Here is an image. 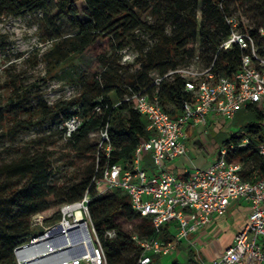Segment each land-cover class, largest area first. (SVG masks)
I'll return each mask as SVG.
<instances>
[{"label": "trees", "instance_id": "1", "mask_svg": "<svg viewBox=\"0 0 264 264\" xmlns=\"http://www.w3.org/2000/svg\"><path fill=\"white\" fill-rule=\"evenodd\" d=\"M231 2L240 5L254 20L249 31L260 43L257 29L264 27V0H200V20L195 12L198 0H0V19L41 13L39 27L51 38V46L44 54L47 75L68 76L79 86L72 99L48 105L41 94L32 95L28 88L12 80L9 95L0 102V122L11 114L12 124L0 136L44 125L49 118H58L63 110L66 115L62 130L72 116L79 120L76 130L67 136L70 149L75 159L88 161L79 177L59 183L52 152L46 148L0 159V264H16L14 250L34 237L32 216L52 206L81 202L86 195L90 227L100 242L106 264H140V248L123 228L122 219L137 221L140 236L172 239L168 225L156 232L150 217L140 216L132 209L124 191L107 188L98 192L96 179L106 165L131 160L138 143L148 136L144 117L134 108L136 94H156L161 108L171 116L192 101V93L184 90L182 77L164 75L189 63L197 51L196 42L202 60L212 59L221 40L229 34L224 15L233 14ZM145 12L154 16V23L143 21ZM166 23L172 24L170 33L165 31ZM140 31L149 34L151 44L139 36ZM4 39L0 34V50L5 49ZM129 47L136 48L137 56L132 63H121V52ZM38 53L37 50L35 56ZM241 54L236 44L229 50H219L214 70L231 76L238 69ZM76 61L84 69L78 68ZM72 106L75 109L67 113ZM252 108L259 121L247 123L225 140L227 145L247 135L248 145L229 150L226 159L242 162L244 177L255 174L254 179H264V156L258 152V143L264 140L261 111L247 106ZM97 130H106L109 136L108 155L91 142L90 134ZM110 230L114 232L111 237L107 235ZM153 259L152 255L148 264H154ZM186 264L198 263L189 256Z\"/></svg>", "mask_w": 264, "mask_h": 264}, {"label": "built area", "instance_id": "2", "mask_svg": "<svg viewBox=\"0 0 264 264\" xmlns=\"http://www.w3.org/2000/svg\"><path fill=\"white\" fill-rule=\"evenodd\" d=\"M224 21L229 34L221 40L212 59L203 61L197 50L189 63L178 65L164 75L182 77L184 90L192 93V101L184 103L179 114L171 116L161 108L156 94H136L134 108L144 117L148 136L138 143L131 160L106 165L101 177L96 179V184L104 183L107 188L124 191L132 209L140 216L150 217L156 232L168 225L172 234L169 241L140 236L137 232L130 234L140 248V264L150 263L152 255L175 251L195 228L208 225L213 215H224L229 205L238 200L249 204L247 220L235 234L233 243L212 264H264L261 242L264 240V179H254L255 174L244 177L243 163L226 159L229 150L248 145L247 135L238 142L229 141L209 166L195 167L185 178L166 169L167 162L187 153L189 126L201 125L209 132V119L224 123L234 117L240 105L257 107L261 111V125L264 123V27L257 29L261 39L258 43L249 31L251 25L240 23L235 14H225ZM234 44L242 50L238 69L231 76L222 75L214 70L216 54ZM78 124L76 116L65 122L67 136ZM99 135L98 147L108 155L109 136L106 130H100ZM258 152L264 156V140L258 143ZM147 155L153 163L151 173L142 165ZM87 200L86 195L81 202ZM107 235L111 237L114 232L107 231ZM91 254V264H106L102 248L93 249Z\"/></svg>", "mask_w": 264, "mask_h": 264}, {"label": "rangeland", "instance_id": "3", "mask_svg": "<svg viewBox=\"0 0 264 264\" xmlns=\"http://www.w3.org/2000/svg\"><path fill=\"white\" fill-rule=\"evenodd\" d=\"M230 7L240 23H248L249 25H252L254 20L240 5L231 2ZM195 12L197 19L200 20V0H198ZM242 17L244 18L242 19ZM40 18L41 13H37L35 16L21 13L16 16L0 19V34L5 37L4 40L6 41L5 49L0 50L1 103L4 102L9 95L10 88L12 87V80L14 79L19 85L28 88L32 95L41 94L42 98L48 105H53L62 100H70L78 93L79 86L71 82L68 76L60 75L59 77H49V75H47L48 65L44 59V54L51 46V38L47 37L44 31L39 27ZM142 19L146 24H152L155 21L154 16L151 15L150 12H145ZM164 28L166 32L170 33L172 24L166 23ZM139 36L148 44H151L153 41L149 34L144 31H140ZM37 50L39 53L35 56ZM195 50H199L198 42L195 43ZM136 56V48H126L121 52L120 62L132 63ZM35 58L36 62L34 63ZM75 65L78 68L84 69V67L77 61L75 62ZM34 104L35 100H32V105ZM74 109L75 107L72 106L67 113ZM60 111L58 118L51 117L44 125L33 126L28 131L16 135L0 136V159H9L20 152L32 151L36 148H46L52 152L51 160L55 167V178L59 183L63 181H71L76 177H79L81 172L85 170L88 165V161H78L75 159L67 141L66 130H62V123L65 120L66 113L63 112V110ZM21 117L24 118L25 116L22 115ZM12 118L13 116L9 114L7 120L0 122V135L12 124ZM258 121L254 108L247 109L246 106L240 105L232 119L226 120L224 123H213L212 121H209L208 125H212V130L211 132L205 131L200 133L202 136L200 140L203 145L198 148L205 158H215L219 153V149L225 146L226 139H229L233 133L244 127L247 123H255ZM261 127L262 133H264V123H262ZM243 131L244 129L241 132ZM99 132L100 130H97L90 134L91 142L97 145L100 141ZM236 135H240V132H237ZM191 139L197 140L193 135L191 136ZM189 155L192 156L190 153ZM142 165L145 170H153V163L148 155L143 160ZM106 189V184H96V190L98 192ZM83 203L82 212L84 219L79 223V227H75L70 231L71 234H78L80 237L78 241L74 242L75 244L73 243L74 246L72 245L66 249L71 254L80 253L81 248H89L91 249V253L95 248H99L101 251L100 242L96 239L90 227L86 202L84 201ZM234 205L236 204H230L228 210ZM64 206L66 205L52 206L49 209L32 216L31 221L32 225L36 228V233L29 243L47 232H50L48 244L59 246L63 243V235L57 232H55V234L52 229L64 218V215H62V208ZM228 212L230 213L229 217H232V222H230L231 218L228 219V216H219V218L214 221V225L212 224V227L206 232V235H200V232L188 234L185 239V248L179 247L177 250L164 256L153 255V263L186 264L188 258L186 254L187 252H189V256L193 258L196 257L193 253L194 246L200 250V258L204 262H208L212 258L220 256L230 245L234 236V230L240 220V217H237L235 210L232 211L231 208ZM66 218L71 225L74 224V215L69 214ZM121 223L123 228L130 233L137 232L138 230L137 221H127L122 219ZM29 243L25 244V246L24 244L18 246L14 250L16 264H21L18 258L19 249L21 247H26ZM191 243H196V245L192 246ZM72 261L73 260L61 264H91L90 258L79 259L77 262Z\"/></svg>", "mask_w": 264, "mask_h": 264}, {"label": "bare ground", "instance_id": "4", "mask_svg": "<svg viewBox=\"0 0 264 264\" xmlns=\"http://www.w3.org/2000/svg\"><path fill=\"white\" fill-rule=\"evenodd\" d=\"M83 204V202H77L62 208V215H64V218L52 229L54 233L57 232L63 235V243L61 245L56 246L48 244L50 232H47L29 243L26 247H21L19 249L18 258L21 264H61L71 260H73L72 262H77L79 259L91 258L92 254L89 248H81V252L78 254H71L66 250L68 247H71L75 241L80 239L78 234H71L70 231L75 227H79V223L84 219L82 212ZM69 214L74 215L73 225H71L66 218Z\"/></svg>", "mask_w": 264, "mask_h": 264}, {"label": "crops", "instance_id": "5", "mask_svg": "<svg viewBox=\"0 0 264 264\" xmlns=\"http://www.w3.org/2000/svg\"><path fill=\"white\" fill-rule=\"evenodd\" d=\"M209 121L211 122V119H209ZM209 121H208V123H209ZM208 123H207V128L210 127L209 132H211V130H212L211 126L212 125H208ZM187 131H188V139L186 141L187 153L185 155H181V156L177 157L176 159H174V160H172L170 162H167V164H166V169H168L169 171L174 172L177 176H179L181 178L187 177L188 176V172L191 169H193L195 167L205 168V167L209 166L216 159V156H215V158H212V159L205 158V156L202 154V152L198 148V147H201L203 145L201 140H200V138L202 137L200 133L205 132V128H203V126H201V125L189 126ZM192 135L197 140H192L191 139ZM195 141H197V142H195ZM189 153L192 154V156H190ZM145 157H144V159H145ZM147 171H148V173L152 172L151 169H147ZM232 203L236 204L234 206H231L232 211L235 210V213H236L237 217L238 218L240 217L239 218L240 220L237 223V226H236V228L234 230L235 231L234 232V236H235V234L243 227L244 223L246 222L248 214L250 212V208H249V204L246 201H243V200H238V201H235V202H232ZM228 211H227V215H226V213L224 214L226 217L227 216L229 217V215H230V213ZM219 216H222V215H213V219L208 225H206L204 227H197V228H195V230L193 232H200V235H203V236L206 235V232L209 231V229L212 227V224L214 225V221L217 218H219ZM228 219H230V222H232V217L231 216ZM234 236L232 238V241H231L230 245L233 243ZM261 242H262V244H264V240H261ZM194 245H196V243L192 244V246H194ZM185 246H186V241L181 242V243H179L177 245V248L175 250H177L179 247L185 248ZM193 250H194L193 253L196 256L194 259L196 260V262L198 264H212V261L215 258H217V257H214L210 261L204 262L200 258V250L197 249L195 246L193 247ZM186 254H187V257H188L187 258V261H188L189 260V252H187Z\"/></svg>", "mask_w": 264, "mask_h": 264}, {"label": "water", "instance_id": "6", "mask_svg": "<svg viewBox=\"0 0 264 264\" xmlns=\"http://www.w3.org/2000/svg\"><path fill=\"white\" fill-rule=\"evenodd\" d=\"M31 243V242H30ZM24 246H25V244H24Z\"/></svg>", "mask_w": 264, "mask_h": 264}]
</instances>
